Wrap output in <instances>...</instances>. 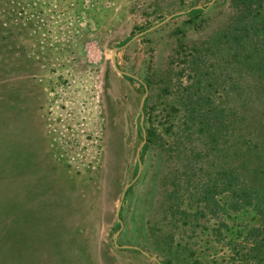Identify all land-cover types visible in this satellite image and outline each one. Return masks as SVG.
Wrapping results in <instances>:
<instances>
[{"label": "rangeland", "instance_id": "rangeland-1", "mask_svg": "<svg viewBox=\"0 0 264 264\" xmlns=\"http://www.w3.org/2000/svg\"><path fill=\"white\" fill-rule=\"evenodd\" d=\"M234 11L230 0H0V264L264 262L251 205L229 206L230 190L217 209L196 198L221 163L264 180L232 146L264 148V76L212 44ZM201 92L224 107L221 125L187 120Z\"/></svg>", "mask_w": 264, "mask_h": 264}, {"label": "trees", "instance_id": "trees-1", "mask_svg": "<svg viewBox=\"0 0 264 264\" xmlns=\"http://www.w3.org/2000/svg\"><path fill=\"white\" fill-rule=\"evenodd\" d=\"M230 2L235 9L234 14L224 28L217 29L212 35V44L216 46L214 49H224L222 46L224 43L234 61L264 76V0H230ZM192 11V13H199L202 9L197 8ZM185 102L187 103V100ZM188 102L190 104L187 120L189 123L197 122L201 130H205L209 121L217 120L220 125L224 122L226 116L224 107L215 104L212 98L204 95L203 92L198 94L196 100ZM216 133L222 135L223 131L216 126L210 134L215 136ZM232 146L235 152L240 151L241 160H247L249 157L256 158L259 171L262 170L264 173V148L259 145L257 139L251 137L243 146L238 147L234 143ZM190 166L185 170V181L190 178V175H187ZM222 166L221 163L215 174L197 189L196 198L198 201H204L207 207L212 206V209H217L222 205L215 197L216 193L230 190L229 206L237 208L251 205L262 220L261 226L249 230V236L252 235L255 240L254 248L257 249L258 240L261 238L259 236L264 232V180L261 182L243 180L236 163L228 168ZM181 180H183L182 177L179 180L180 183L176 182V186H181ZM207 181L210 182L207 183ZM256 264H264V262L260 261Z\"/></svg>", "mask_w": 264, "mask_h": 264}, {"label": "water", "instance_id": "water-1", "mask_svg": "<svg viewBox=\"0 0 264 264\" xmlns=\"http://www.w3.org/2000/svg\"><path fill=\"white\" fill-rule=\"evenodd\" d=\"M180 12H182V11H178V13H180ZM168 18H169V16L166 17L164 20H166V19H168ZM113 65H114V67H115L116 70H118V71H120V72H123V73H128V72H125V71H123V70H120V69L118 68L116 62L114 61V59H113ZM146 92H147V88L145 87V94H146ZM142 101H143V100H142ZM144 142H145V131H144V129H143V139H142V142H141L140 145H143ZM137 160H138V163L140 164V155H139V151L137 152ZM139 171H140V166H139L138 172L136 173V175L134 176V178H133L131 181H129V182L124 186V188L122 189L121 194H120V197H119V200H118V203H117V209H116L117 214L119 213L120 204H121L122 197H123V195H124V193H125L126 188H127L129 185H131L132 182L136 179V177H137L138 174H139ZM117 219H118V221H120V223L122 224L120 218L118 217ZM120 246H122V247H132V248H136V249H139L140 251H142L143 253H145L146 255L151 256L147 251L142 250L141 248H139V247L136 246V245L123 244V245H120Z\"/></svg>", "mask_w": 264, "mask_h": 264}]
</instances>
